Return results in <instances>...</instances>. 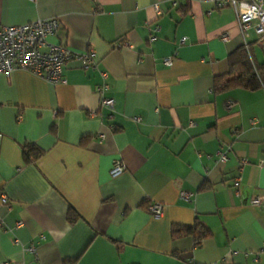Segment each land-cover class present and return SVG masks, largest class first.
Returning a JSON list of instances; mask_svg holds the SVG:
<instances>
[{"label": "crops", "instance_id": "1", "mask_svg": "<svg viewBox=\"0 0 264 264\" xmlns=\"http://www.w3.org/2000/svg\"><path fill=\"white\" fill-rule=\"evenodd\" d=\"M52 17L60 21L52 41L95 51L98 62L84 69L69 59L65 83L0 73V264H264V210L250 204L264 196V85L215 89L244 45L235 9L210 0H0V28ZM247 43L264 64L254 26ZM102 71L111 119L96 91ZM27 144L42 150L32 163ZM116 160L126 170L112 177ZM196 221L211 231L200 246L172 235L173 225Z\"/></svg>", "mask_w": 264, "mask_h": 264}, {"label": "built area", "instance_id": "2", "mask_svg": "<svg viewBox=\"0 0 264 264\" xmlns=\"http://www.w3.org/2000/svg\"><path fill=\"white\" fill-rule=\"evenodd\" d=\"M33 1V0H32ZM216 7H222L225 4L231 5L238 19L240 33L244 40V46L249 51L247 43L248 31L254 26L256 32L264 37V0H210ZM157 15L162 14V10L158 5L154 6ZM209 11L208 13H210ZM60 28V21L57 17L38 19L23 25L4 26L0 28V73L10 75L14 71L21 69L29 71L50 83H65L63 77V67L71 58H79L83 61V68H95L97 66V58L95 51L76 53L60 42L52 41ZM156 27L154 33L150 36V42L156 40ZM221 39L228 41L229 35L222 34ZM185 38L181 39V43L185 42ZM165 65H171L172 59H164ZM102 83L96 87V91L100 95V105L108 110V117L113 118L115 109V101L107 95L110 85L107 80L109 74L106 71L101 72ZM92 112V115H95ZM139 121L140 117H136ZM257 120L252 119L251 123L256 124ZM1 136V134H0ZM104 138V135H101ZM230 149L218 152V159L222 162L228 160ZM246 162V160H242ZM126 170L125 165L116 160L110 171L112 177L121 175ZM241 178L235 179V192H239ZM180 196L183 199L190 200L191 194L182 191ZM6 196L3 195L2 201L6 202ZM250 204L258 206L264 210V196H254L250 199ZM148 210L155 218H160L163 214V205L160 203H150ZM15 243H19L16 239ZM27 251L35 253L36 248L31 246Z\"/></svg>", "mask_w": 264, "mask_h": 264}, {"label": "trees", "instance_id": "3", "mask_svg": "<svg viewBox=\"0 0 264 264\" xmlns=\"http://www.w3.org/2000/svg\"><path fill=\"white\" fill-rule=\"evenodd\" d=\"M229 73L227 76H218L215 78V89L224 91L233 88H245L255 90L264 85V64L257 65L254 63L251 51L241 45L228 56ZM42 150L34 144H27L23 147L24 161L26 163L34 162ZM77 213L71 209L70 218L76 217ZM174 237L191 235L194 238L195 245L200 246L202 241L211 235V231L199 221L193 225H173L171 229Z\"/></svg>", "mask_w": 264, "mask_h": 264}]
</instances>
